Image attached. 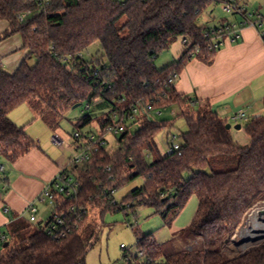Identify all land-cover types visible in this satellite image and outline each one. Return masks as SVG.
<instances>
[{
	"label": "trees",
	"instance_id": "obj_1",
	"mask_svg": "<svg viewBox=\"0 0 264 264\" xmlns=\"http://www.w3.org/2000/svg\"><path fill=\"white\" fill-rule=\"evenodd\" d=\"M212 3L52 0L53 13L47 15L38 11L34 0H0V21L9 23L0 40L20 34L27 51L14 73L0 69V162L12 164L35 146L24 128L8 116L31 100H44L52 114L65 106H89L100 97L108 112L85 116L77 127L95 118L102 134L128 120L131 108L139 104L150 110L181 106L188 130L178 136L179 151L161 154L156 139L166 125L143 115L131 126L125 125L124 132L115 138L116 151L102 150L92 161L70 171L82 185L79 205L85 211L98 210L101 218L108 212L136 213L137 207L151 206L164 219H174L193 196L198 197L196 218L184 230L192 240L187 249L166 255L164 245L152 235L142 236L138 247L143 255L136 256L135 264H264V240L245 248H237L233 241L249 214L264 203V116L249 120L245 131L251 144L240 146L226 128L227 121L208 103L179 92L175 86L193 58L211 64L218 52L210 34L213 28L197 24L199 14ZM24 11L32 13L20 21L19 14ZM123 19L126 21L121 23ZM178 38H184L187 51L176 63L157 68L156 60ZM96 42L101 44L102 56L86 59L85 50ZM32 58L36 59L34 66L29 64ZM65 58L69 61H62ZM98 69L109 74L106 85L94 75ZM103 108V104L98 106ZM138 123L141 126L133 130V124ZM234 157H238L234 168L215 169L218 161ZM138 178L144 180L143 186L121 202L111 198L112 192ZM89 216L61 240L51 238L44 226L22 236L31 225L22 219L14 221L8 227L11 239L17 237L27 246L11 247L7 240L0 264H86L91 246L86 237L91 228ZM230 243L233 247L227 254Z\"/></svg>",
	"mask_w": 264,
	"mask_h": 264
},
{
	"label": "crops",
	"instance_id": "obj_2",
	"mask_svg": "<svg viewBox=\"0 0 264 264\" xmlns=\"http://www.w3.org/2000/svg\"><path fill=\"white\" fill-rule=\"evenodd\" d=\"M8 28V22L0 21V37ZM238 36L234 42L225 40L211 64L193 58L175 82L179 92L208 103L225 121L238 110L246 113L247 109L249 118L264 116V41L259 31L250 26L243 27ZM26 55L20 34L0 40V61L4 71L14 73ZM43 113V106L35 99L8 114L10 120L23 127L35 144L29 153L10 165L7 176L2 180L3 192L0 181V236L5 234L2 230H6L8 239V227L23 217L27 219V209L32 203L39 208L40 223L36 225L28 220L30 225L41 226V222L48 220L52 206L37 202V198L59 171L70 164L64 153L68 145ZM3 166L6 172V164Z\"/></svg>",
	"mask_w": 264,
	"mask_h": 264
},
{
	"label": "rangeland",
	"instance_id": "obj_3",
	"mask_svg": "<svg viewBox=\"0 0 264 264\" xmlns=\"http://www.w3.org/2000/svg\"><path fill=\"white\" fill-rule=\"evenodd\" d=\"M239 4L241 8L247 10L249 14H253L254 16L259 14L264 15V0H239ZM224 7L225 6L222 0H213V3L210 4V6L201 14H199L197 24L201 27L206 26L208 28H221L227 25H237V32H240L243 28L241 27V23L243 22L244 17L240 13L227 12ZM125 21L126 19H123L121 23ZM225 38L226 40L230 39L229 36H226ZM187 49L188 47L184 45V38L174 40L168 51L162 53L156 60V67L163 69L176 63L181 59ZM102 54L103 51L101 44L100 42H96L85 50L84 57L86 59H91L92 57L102 56ZM29 64L30 66H34L36 64V59L32 58L29 61ZM99 99L100 97L96 98L89 106L87 103L65 106L59 111V113L54 112L52 114L48 111L49 108L47 103L44 102V100L38 99L44 108L43 116L47 118V121L49 120V123L51 122L50 125L55 129L57 135L68 145V149L64 153L69 158V161L75 155V146L77 141L74 134L77 130H81L84 134H88L90 132L101 134L98 121L95 118L90 124L80 129L77 127L78 123L85 116L96 117L104 112H108V108L104 104V101L99 102ZM102 104L104 105V108L98 109V106ZM145 111V108L141 109V114L139 116L142 117ZM246 111V113H248L247 109ZM238 112L239 110L235 111L231 118ZM158 118L159 117H157V119ZM250 119L251 118L248 116L247 120H241L238 122H234L232 119L227 120V124L232 126L231 133L234 141L243 147H247L251 144V139L245 131V127L249 123ZM137 120L138 118L136 121ZM134 122H129L128 124L130 125ZM158 122L166 125L156 139L160 153L166 154L168 153L169 145L171 143L177 142L181 144L178 136L187 132L188 126L186 120L182 117L181 112L175 111V108L162 109V117L158 119ZM236 125H241V129H236ZM140 126V123L136 125L133 124L132 129L135 130ZM172 136L177 138L173 140ZM107 138L109 139L108 151H116L118 148L115 139L116 137L113 135H107ZM232 159L233 160L231 161L227 160V162L221 163L218 161L217 164L214 165L215 169L223 171L234 168L238 163V157H234ZM1 164H6L7 166L6 172L0 171L1 192H3L4 183L2 180L7 176L11 164L6 161H3ZM143 185L144 180L142 178H138L133 182L126 184L122 189L115 193L116 202H121L131 191ZM198 209L199 199L196 195L189 200L185 208L174 219L172 216L164 219L160 214H157L155 208L151 206L137 207L135 209L136 213L132 210L128 212H108L103 218L100 217V212L94 209L93 212L90 211L89 213L91 228L87 232L86 237L91 246L85 262L86 264H125L126 254L130 253L133 257L139 256L140 250L138 247V241L142 236L145 237L152 235L151 237L158 244L164 245L166 255L174 254L187 249L186 246L189 245L192 240L184 234V230L191 226L194 222ZM263 215L264 203L259 205L249 214L247 221H249V226L253 230L261 231L264 228L262 224H259L256 221V219H258V221H260L259 219L264 221ZM28 220L29 214L27 219L23 217V221L30 225ZM38 231V226L31 225L27 228L24 234H22V236L32 235ZM2 233L6 234V230H2ZM8 241L11 243V247H16L18 249H22L27 246L26 242H21V239L17 237L13 240L9 237ZM235 241L238 242L239 239L236 238ZM250 244L252 243L249 242L241 244L237 248H245L247 246H251ZM232 247V243L227 246V254L230 253V249H232ZM231 254L234 255V253ZM4 256L5 248L3 247V244H1L0 259ZM163 260L164 258L162 261Z\"/></svg>",
	"mask_w": 264,
	"mask_h": 264
},
{
	"label": "built area",
	"instance_id": "obj_4",
	"mask_svg": "<svg viewBox=\"0 0 264 264\" xmlns=\"http://www.w3.org/2000/svg\"><path fill=\"white\" fill-rule=\"evenodd\" d=\"M37 4L38 11L43 14H51L53 11L51 10L52 0H34ZM224 3V9L227 12H235L240 13L244 20L241 23V27H254L259 31L261 38L264 41V15H256L249 14L247 10L241 8L239 4V0H222ZM31 11H24L19 14V20L25 21ZM255 18V19H253ZM237 25H227L221 28H213L210 32L213 39V48L220 49L226 40V36L230 37V40L237 41L239 36L237 32ZM209 35V34H208ZM186 42V41H185ZM81 55V54H80ZM61 59V58H60ZM62 61H69L68 58L62 59ZM0 69H2V63L0 61ZM94 75L103 81V85L107 84V80L109 74L105 72H101L99 69L95 71ZM174 84V81H170ZM110 88V86H109ZM141 104L138 106H134L131 108V114L128 116V120H122L119 123H116L114 126H110L106 130V134H95L89 133L86 136L80 131H76L74 137L76 138V146H75V155L72 159H70L69 166L62 168L57 177L47 185L44 191L37 198V202L45 203L52 206V213L46 222H41V226L46 228L47 234L57 240L67 238L73 230L78 229L79 223L82 221L85 215H89L90 211H85L83 207L79 205V195L81 192V182L78 177L70 171L74 166L83 165L87 162L92 161L93 157L100 153L102 150H108L109 139L107 135H113L114 137L120 136L124 130L125 125H128L129 122H134L137 119V116L141 114ZM146 109L144 115L148 116L152 121L158 123V119L162 117V110H150L147 107H143L142 109ZM168 108H175V111H179L182 114V108L180 105H173ZM154 116V117H153ZM157 117H159L157 119ZM234 122H238L241 120H247L248 117L244 110H240L236 113L232 118ZM126 123V124H125ZM177 137L172 136V139L175 140ZM62 146V143L60 144ZM181 149V144L177 142H173L169 145V150L167 154H172ZM5 167L0 165V171L4 172ZM111 198L115 200V192H112ZM116 202V200H115ZM29 214V222L38 224V213L39 208L35 203L29 205L28 209ZM264 216V215H263ZM256 219L257 223L262 224L264 226V221L261 219ZM236 238L239 239L236 242ZM264 239V228L261 231H255L249 226V221L245 224V226L241 229L239 234L233 238V241L237 245L251 243L253 241ZM8 240V237L5 234H1L0 236V245L5 244ZM126 251V249L124 248ZM143 253H139L141 257ZM125 264H135L136 257H133L130 253L125 255Z\"/></svg>",
	"mask_w": 264,
	"mask_h": 264
},
{
	"label": "water",
	"instance_id": "obj_5",
	"mask_svg": "<svg viewBox=\"0 0 264 264\" xmlns=\"http://www.w3.org/2000/svg\"><path fill=\"white\" fill-rule=\"evenodd\" d=\"M226 128H227L228 130H230V129L232 128V126H231L230 124H227V125H226ZM235 128H236V129H241V125H236ZM7 245H8V244L6 243V244H5V247H7Z\"/></svg>",
	"mask_w": 264,
	"mask_h": 264
}]
</instances>
